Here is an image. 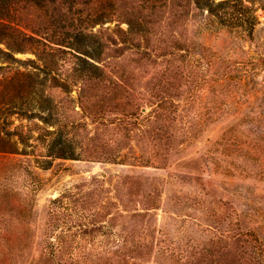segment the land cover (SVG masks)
<instances>
[{
	"label": "rangeland",
	"instance_id": "rangeland-1",
	"mask_svg": "<svg viewBox=\"0 0 264 264\" xmlns=\"http://www.w3.org/2000/svg\"><path fill=\"white\" fill-rule=\"evenodd\" d=\"M88 1L0 43V264H264V0Z\"/></svg>",
	"mask_w": 264,
	"mask_h": 264
},
{
	"label": "trees",
	"instance_id": "trees-1",
	"mask_svg": "<svg viewBox=\"0 0 264 264\" xmlns=\"http://www.w3.org/2000/svg\"><path fill=\"white\" fill-rule=\"evenodd\" d=\"M56 1L59 2V5L63 7L67 6L69 15L71 14V19L68 17H65L64 19H60V23H58V27L60 29H66V23L65 22H71V20L74 18V16L77 17L78 20H80V18H83L85 16V14L88 15L87 10H85L86 7L82 6L81 9L77 8V5H79V3L77 4V0H0V43L4 41L5 44H7V39L9 38V36L12 34L10 33V31H15V33H17V35H14V40H13V45H15V47H17L16 51H23L22 50V45L27 42V39H29L30 41H34L32 38H28L25 37L24 35H22L20 32H18L15 28L11 27L10 25L13 23L10 19L11 17V13L15 10V8L17 7H21V8H25L26 6H30L33 9H35L36 11H41L44 13H48V9H47V3L50 4H54ZM83 5L88 6L90 3L88 0H83ZM103 2V1H100ZM107 2H110V0H108ZM104 4L101 3L100 8H102ZM83 14V16L81 15ZM104 14H101L98 16V21H100V19L103 17ZM62 17V16H61ZM89 17V15H88ZM87 19V18H86ZM19 33V34H18ZM13 35V34H12ZM21 37V39H19ZM66 36V35H65ZM10 39V38H9ZM63 39V38H61ZM29 41V43L31 44V42ZM63 40H61L62 42ZM1 54H5V52H2L0 50ZM7 55H9L8 53H6ZM0 151H10L8 148H3L2 146H0ZM12 153V152H11ZM66 150L65 148H60L58 150V152L56 153V156L58 158H62V159H66L67 157H69L66 154Z\"/></svg>",
	"mask_w": 264,
	"mask_h": 264
}]
</instances>
